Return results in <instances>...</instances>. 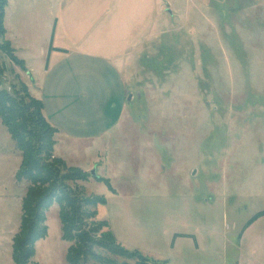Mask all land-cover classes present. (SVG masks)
Wrapping results in <instances>:
<instances>
[{"label": "rangeland", "instance_id": "obj_1", "mask_svg": "<svg viewBox=\"0 0 264 264\" xmlns=\"http://www.w3.org/2000/svg\"><path fill=\"white\" fill-rule=\"evenodd\" d=\"M170 1L166 33L122 74L123 108L98 103L104 118L94 129L109 130L94 140L57 137L54 153L90 174L72 187L105 199L97 219L127 250L159 264H264V216L249 223L264 211V0ZM55 17L48 0H15L5 10L8 37L15 47L28 43L38 70ZM0 65L3 87L25 83L26 68L4 55ZM20 163L0 120V264H13L29 186L15 180ZM46 216L33 260L67 264L58 205Z\"/></svg>", "mask_w": 264, "mask_h": 264}, {"label": "crops", "instance_id": "obj_2", "mask_svg": "<svg viewBox=\"0 0 264 264\" xmlns=\"http://www.w3.org/2000/svg\"><path fill=\"white\" fill-rule=\"evenodd\" d=\"M12 1L8 0L6 8ZM48 1L54 5L56 17L52 35L43 39L39 70L30 64L33 55L28 53L32 49L27 42L15 47L7 30L5 38L24 62V84L32 97L33 92L38 93L34 98L43 103L44 118L57 130L55 148L57 137L63 141L94 140L109 130V126L94 129L104 118L98 103L117 100L123 108L126 79L122 74L130 60L166 33L161 29L162 10L164 2L170 5L171 1ZM188 1L206 5L209 0ZM72 120H76L75 127L69 131L66 125Z\"/></svg>", "mask_w": 264, "mask_h": 264}, {"label": "trees", "instance_id": "obj_3", "mask_svg": "<svg viewBox=\"0 0 264 264\" xmlns=\"http://www.w3.org/2000/svg\"><path fill=\"white\" fill-rule=\"evenodd\" d=\"M8 0H0V60L4 55L13 65L25 71V65L6 40L4 26ZM4 71L0 65V120L17 150L21 163L15 173L17 182L29 186L21 202V220L18 233L12 240L13 264H38L35 244L47 236V212L57 204L62 229V240L71 243L66 253L67 264H159L136 251L120 245L107 222L97 219V207L106 203L101 197L85 196L72 187L87 181L90 174L68 167L54 156L57 130L43 116V103L31 96L25 84L3 87ZM109 190L113 189L108 180ZM264 216L257 213L250 221ZM248 223V224H249Z\"/></svg>", "mask_w": 264, "mask_h": 264}, {"label": "water", "instance_id": "obj_4", "mask_svg": "<svg viewBox=\"0 0 264 264\" xmlns=\"http://www.w3.org/2000/svg\"><path fill=\"white\" fill-rule=\"evenodd\" d=\"M92 175H95V171H92Z\"/></svg>", "mask_w": 264, "mask_h": 264}]
</instances>
